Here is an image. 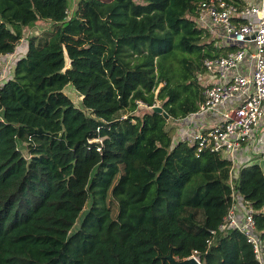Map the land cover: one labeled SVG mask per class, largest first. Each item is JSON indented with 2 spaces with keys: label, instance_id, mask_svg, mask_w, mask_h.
Wrapping results in <instances>:
<instances>
[{
  "label": "trees",
  "instance_id": "1",
  "mask_svg": "<svg viewBox=\"0 0 264 264\" xmlns=\"http://www.w3.org/2000/svg\"><path fill=\"white\" fill-rule=\"evenodd\" d=\"M201 1L79 0L69 15V0H0V55L21 41L17 25L50 23L0 87V264H173L195 250L201 264H260L240 231L219 230L230 162L168 127L205 100V59L238 48L198 26ZM88 141L111 156L73 231L83 208L69 183ZM235 187L264 243L262 167L242 165Z\"/></svg>",
  "mask_w": 264,
  "mask_h": 264
},
{
  "label": "built area",
  "instance_id": "2",
  "mask_svg": "<svg viewBox=\"0 0 264 264\" xmlns=\"http://www.w3.org/2000/svg\"><path fill=\"white\" fill-rule=\"evenodd\" d=\"M194 19L199 27L221 40L220 44L238 48L205 59V100L197 111L173 119L177 127L174 137L194 145L197 154L210 150L230 162L231 205L219 230L240 231L253 246L258 262L264 264V243L257 230L255 210L235 187L239 168L256 163V153L264 154V132L260 131L264 127V0H244L241 5L204 0L197 4ZM20 45L0 55V87L14 68L5 74L7 70L2 66L7 68V63L2 61L13 60L15 65L25 55ZM190 257L201 263L197 250Z\"/></svg>",
  "mask_w": 264,
  "mask_h": 264
},
{
  "label": "rangeland",
  "instance_id": "3",
  "mask_svg": "<svg viewBox=\"0 0 264 264\" xmlns=\"http://www.w3.org/2000/svg\"><path fill=\"white\" fill-rule=\"evenodd\" d=\"M69 1H70L69 15H71L79 0H69ZM138 1H142V0H138ZM47 28H50V23L44 20H40L31 26L17 25L15 27V30H17L18 32L22 34V39L19 42L21 45L19 46V48L22 49L23 53H26L27 51L29 37L31 35L40 33L41 31ZM216 41L219 43H222L221 40L219 39H216ZM188 55H189L188 53L185 54V56H188ZM2 62L7 63L6 65L7 68H5L4 66L2 67H3V70H7V73L5 71V74H8V72L14 67V61L12 60V62H7V59H5ZM178 66H179V69L181 70L180 63L178 64ZM201 79H202V83L204 84L206 82L205 73L202 75ZM173 81L176 84H180L181 82H183L181 81L179 73H176L174 75ZM64 91L72 98V100L75 102L77 106L81 107L87 113H89V110L85 109L83 106V103H82L83 97L74 88V86L71 83L66 85ZM156 92H159V89H157ZM156 102L159 105L160 102L158 100ZM138 112L142 113L143 110L140 109ZM168 127L169 128L173 127L172 134L175 136L177 133L176 123L173 120H170ZM261 131L264 132V128H262ZM105 156L110 157L111 155L110 154L105 155L103 149L101 148V144H98L97 141H88L87 143L80 146L78 150V157L75 163V170L73 172L72 177L70 178L69 184L72 190L76 194L77 203L83 208V214L81 215L73 231H75L79 227L80 222L84 216V213L90 206L91 200H90V196L88 194L87 188L94 174V171L97 167V164L99 163V161L103 160Z\"/></svg>",
  "mask_w": 264,
  "mask_h": 264
},
{
  "label": "water",
  "instance_id": "4",
  "mask_svg": "<svg viewBox=\"0 0 264 264\" xmlns=\"http://www.w3.org/2000/svg\"><path fill=\"white\" fill-rule=\"evenodd\" d=\"M154 109L160 113H163L167 119L170 118V115L164 111L162 106H159V105L155 106ZM169 258L173 264H201L199 260H197L195 257H189V258L180 260L170 255Z\"/></svg>",
  "mask_w": 264,
  "mask_h": 264
},
{
  "label": "crops",
  "instance_id": "5",
  "mask_svg": "<svg viewBox=\"0 0 264 264\" xmlns=\"http://www.w3.org/2000/svg\"><path fill=\"white\" fill-rule=\"evenodd\" d=\"M262 128H264V127H262ZM261 134H262V132H260V134H258V138L261 136ZM250 153H251V150H249V154ZM251 156L254 158V153H251ZM254 159L257 160L256 163L259 164L262 167L263 171H264V154L261 153V152L260 153H256Z\"/></svg>",
  "mask_w": 264,
  "mask_h": 264
}]
</instances>
